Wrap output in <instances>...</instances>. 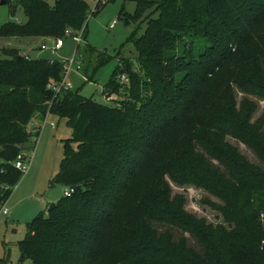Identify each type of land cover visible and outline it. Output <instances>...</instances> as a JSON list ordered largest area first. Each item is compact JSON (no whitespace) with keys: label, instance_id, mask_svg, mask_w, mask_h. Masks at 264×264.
Returning a JSON list of instances; mask_svg holds the SVG:
<instances>
[{"label":"trees","instance_id":"trees-1","mask_svg":"<svg viewBox=\"0 0 264 264\" xmlns=\"http://www.w3.org/2000/svg\"><path fill=\"white\" fill-rule=\"evenodd\" d=\"M19 4L26 21L0 35L62 38L84 27L85 40L83 0ZM118 20L136 25L126 40L136 56L120 57L102 86L119 97L111 105L73 90L54 97L46 86L60 81L63 62L16 49L0 58V204L24 175L15 161L37 137L31 120L48 112L71 130L51 183L72 192L26 224L18 262L264 264V117L252 120L253 99L264 102V0H138ZM84 52L86 82L116 57ZM170 183L216 199L203 202L221 223L189 213Z\"/></svg>","mask_w":264,"mask_h":264},{"label":"rangeland","instance_id":"rangeland-1","mask_svg":"<svg viewBox=\"0 0 264 264\" xmlns=\"http://www.w3.org/2000/svg\"><path fill=\"white\" fill-rule=\"evenodd\" d=\"M8 1L7 5H0V28L8 22L18 20L20 23H24L26 21L19 0ZM43 1L50 6L54 4V0ZM83 1L88 10L93 11V13L86 21V38L80 44V49L77 52L80 62L83 61L85 64L87 61L84 52L87 45L106 50L108 54L116 57L97 72L94 82H86L82 71L74 65L68 74V82L72 86L71 90L78 91L81 96L92 98L100 104L111 105L119 97L114 96L113 100H106L102 94V86L118 64L120 57L130 58L134 62L136 56L133 44L131 42L126 43L129 35L136 29V25L134 23L124 25L118 20V14L122 8L127 13L132 14L136 9L138 0H100L98 5L99 0ZM113 21H116L115 26L109 28ZM141 33L142 30H139L137 36ZM49 40L50 38H25L2 34L0 35V58H5L4 50L9 49H16L20 55H27L31 59L65 62L72 57L76 43L71 37H62L63 46L58 50L50 48ZM42 44L48 45L49 48L41 49ZM241 96L242 94L237 92L238 100ZM253 100L257 103V111L252 119L254 121L262 115L264 117V102L258 99ZM47 121L54 123L55 128L52 129L48 125L42 130L36 144L32 137L22 148L29 168L12 189L10 197L5 201L8 215L0 216V264H20L18 262L17 243L26 235V224L35 218L39 212L46 214L47 209L44 208V205L48 206L57 202L64 196L66 190L60 183L52 184L51 179L59 169L63 156V140L70 138L71 130L65 119L54 114H48ZM227 141L236 147L250 163L259 165L255 156L244 145L229 137ZM170 186L173 194H181L185 197V209L189 213L205 218L207 222L212 224L221 223L220 216L203 202L205 199L217 202L216 199L203 190L192 186L179 188L172 183ZM189 245H194V242L189 240ZM23 264L31 263L26 261Z\"/></svg>","mask_w":264,"mask_h":264},{"label":"built area","instance_id":"built-area-1","mask_svg":"<svg viewBox=\"0 0 264 264\" xmlns=\"http://www.w3.org/2000/svg\"><path fill=\"white\" fill-rule=\"evenodd\" d=\"M93 13V11H89L88 15H87V20L89 18V16ZM15 22L20 23L18 20H16ZM116 21H113L109 28H113L115 26ZM83 28L77 32H73L71 30H66L64 35L65 36H69L73 39V41L76 43V45H80L83 42ZM49 46L50 48L54 49V50H58L63 46V41L62 38H50L49 40ZM41 49H47L49 48L48 45L46 46L45 44H42ZM25 57H27V55H24ZM76 66V68L78 70L81 69V62L79 60V55L77 54V51L74 50V53L72 55V57L69 60H66L65 62H63V67H62V72H61V79L58 82H50L47 84L46 89L49 90L54 97H56L57 95L61 94L64 91H68L71 90L72 86L71 84L68 82V74L69 72L72 70L73 66ZM119 81L120 83L125 84L127 82V77L125 75H122L119 77ZM114 95H111L109 97L105 96L106 100H113ZM48 112L46 113V115L43 117V120L41 122H39L36 126H34L33 128H31L32 133L34 135H37V137H33L34 141L37 142L39 135L41 134L42 130L44 128H46L48 125L50 128L54 129L55 128V124L54 123H48L47 121V116H48ZM15 166L20 169V171L25 174L29 168V166L27 165L26 161L23 159V155H19L17 157V160L15 161ZM72 192V190H66L64 192V196H69V194ZM8 210L5 207V202L0 204V216H7L8 215Z\"/></svg>","mask_w":264,"mask_h":264},{"label":"crops","instance_id":"crops-1","mask_svg":"<svg viewBox=\"0 0 264 264\" xmlns=\"http://www.w3.org/2000/svg\"><path fill=\"white\" fill-rule=\"evenodd\" d=\"M40 122L39 117H35L31 120V125L29 124L30 128H33L34 126H36L38 123ZM38 142V141H37ZM47 205H44V208H46ZM45 211V210H44Z\"/></svg>","mask_w":264,"mask_h":264},{"label":"water","instance_id":"water-1","mask_svg":"<svg viewBox=\"0 0 264 264\" xmlns=\"http://www.w3.org/2000/svg\"><path fill=\"white\" fill-rule=\"evenodd\" d=\"M0 5H5V0H0ZM55 204L52 203L47 207L46 213H50V211L54 208Z\"/></svg>","mask_w":264,"mask_h":264}]
</instances>
